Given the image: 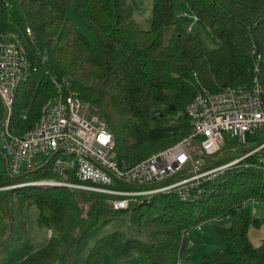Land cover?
<instances>
[{"label":"trees","instance_id":"trees-1","mask_svg":"<svg viewBox=\"0 0 264 264\" xmlns=\"http://www.w3.org/2000/svg\"><path fill=\"white\" fill-rule=\"evenodd\" d=\"M175 1L156 0L150 27L143 29L131 18L125 0H84L79 8L88 11L85 24L95 33L92 46L66 18L71 0H0V32L18 33L38 66L16 96L17 132L32 127L54 95L51 77H68L82 99L100 108L119 161L131 167L191 133L185 109L201 87L215 92L249 86L256 54L264 55V0H183L219 40L212 50L198 35L177 34ZM4 113L0 99V124ZM252 149L227 139L207 163L225 164L237 159L228 153ZM261 155L264 149L205 183V194L194 202L164 193L115 210L104 194L67 187L0 190V223L13 228L18 211L35 206L38 221L54 231L45 245L23 247L8 264H104L108 255L110 264H174L192 230L225 217L231 220L227 226H215L224 249L199 264H264V243L256 247L249 237L250 228L264 222L249 206L257 203L264 211ZM53 178L48 166L19 175L6 166L0 171V188ZM125 214L138 237L121 230L102 232ZM146 233L148 239L142 240Z\"/></svg>","mask_w":264,"mask_h":264},{"label":"built area","instance_id":"built-area-1","mask_svg":"<svg viewBox=\"0 0 264 264\" xmlns=\"http://www.w3.org/2000/svg\"><path fill=\"white\" fill-rule=\"evenodd\" d=\"M176 19L186 24L188 32L199 22L192 11L177 14ZM26 33L32 37L30 28ZM263 70L264 55L258 53L249 86L215 92L201 87L185 109L191 133L126 167L119 161L115 138L100 108L82 99L68 77H51L54 95L44 102L34 125L17 132L16 96L19 88L38 72V66L30 60L18 33L0 32V99L5 109L0 124V153L13 175L42 165L50 167L55 176L0 190L67 187L104 194L115 210L150 202L155 195L164 193L175 194L183 202H194L205 194V183L264 149L263 141L228 163L216 166L207 163L210 156L221 151L227 139L247 146L248 134L258 137L264 134ZM22 119H26V114ZM259 164L264 169V155ZM174 264L184 262L178 256Z\"/></svg>","mask_w":264,"mask_h":264},{"label":"rangeland","instance_id":"rangeland-1","mask_svg":"<svg viewBox=\"0 0 264 264\" xmlns=\"http://www.w3.org/2000/svg\"><path fill=\"white\" fill-rule=\"evenodd\" d=\"M84 0H71L67 7L66 18L74 25L81 33L88 37L92 46L95 45V33L85 24L88 18V11L80 9ZM156 0H125V5L130 8L131 18L143 29L150 27V20L152 16V8ZM176 14L183 12L190 13L191 10L183 0H176ZM179 28L177 34L186 37H193L198 35L204 40L207 49L212 50L219 47V40L212 34L206 25L196 23L191 33L188 32L186 24L179 21ZM173 32V31H172ZM171 43H174L171 41ZM172 45V44H170ZM247 136V148L255 147L258 143L264 141L263 135ZM242 150H235L227 155L235 158L243 155ZM6 160L0 153V171H6ZM253 209V214L264 219L263 206L256 203H249ZM38 210L35 206L27 207L24 212L16 214V220L13 228L4 221L0 223V264H8L14 258L17 251L22 250L27 246L31 249L39 248L46 244L47 240L54 234V231L48 227L43 226L38 221ZM231 220L229 217L210 220L202 224L201 229L196 228L186 238V244L182 251L179 253L180 258L184 264H199L204 256L211 253L221 251L224 249V244L221 238L215 231V226H227ZM114 230H121L125 236L138 237L139 235L132 228L129 222L128 214H125L118 219L114 220L110 225L103 228L102 232H111ZM249 237L252 244L256 247L264 243V222L259 228L251 227L249 230ZM142 240L148 239V234L140 237ZM110 256H105V263L110 264ZM114 264V263H112Z\"/></svg>","mask_w":264,"mask_h":264}]
</instances>
